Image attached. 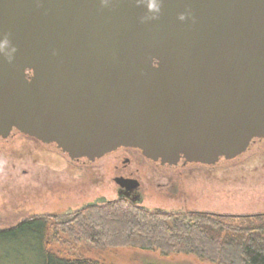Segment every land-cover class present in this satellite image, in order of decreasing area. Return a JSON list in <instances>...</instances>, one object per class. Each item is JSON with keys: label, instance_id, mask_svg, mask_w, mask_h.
I'll return each mask as SVG.
<instances>
[{"label": "water", "instance_id": "1", "mask_svg": "<svg viewBox=\"0 0 264 264\" xmlns=\"http://www.w3.org/2000/svg\"><path fill=\"white\" fill-rule=\"evenodd\" d=\"M186 7L194 21L177 19ZM151 15L146 0H0V139L170 166H214L264 139V0H164L140 23Z\"/></svg>", "mask_w": 264, "mask_h": 264}, {"label": "rangeland", "instance_id": "2", "mask_svg": "<svg viewBox=\"0 0 264 264\" xmlns=\"http://www.w3.org/2000/svg\"><path fill=\"white\" fill-rule=\"evenodd\" d=\"M0 142V230L30 217H58L101 195L114 199L94 187L82 161L71 162L56 146L38 148L17 136ZM184 184L187 195L182 210L234 216L264 214V141L253 144L233 161H220L212 168L194 167ZM155 200L146 202L148 209L181 208L178 203ZM49 251L60 259L97 264H210L183 254L161 257L155 251L99 248L83 241L52 244Z\"/></svg>", "mask_w": 264, "mask_h": 264}, {"label": "trees", "instance_id": "3", "mask_svg": "<svg viewBox=\"0 0 264 264\" xmlns=\"http://www.w3.org/2000/svg\"><path fill=\"white\" fill-rule=\"evenodd\" d=\"M83 241L99 248L183 254L210 264H264V214L224 217L156 214L124 201L91 205L72 220L30 217L0 230V264H97L60 259L52 244Z\"/></svg>", "mask_w": 264, "mask_h": 264}, {"label": "flooded vegetation", "instance_id": "4", "mask_svg": "<svg viewBox=\"0 0 264 264\" xmlns=\"http://www.w3.org/2000/svg\"><path fill=\"white\" fill-rule=\"evenodd\" d=\"M10 135L13 137L17 136L19 139L32 141L38 148L54 146L43 144L33 138L24 136L15 130H13ZM10 135L6 139H0V141L7 142V140L11 138ZM262 141H264V139L254 140L250 146ZM70 161L74 163L82 161L84 164L83 170L87 172L86 175L89 177L90 182L94 184V187H98L99 190L113 195L114 199L107 200L105 196L101 195L100 197L81 205L77 210L65 211L58 215V217L56 215L50 218L42 217L49 222H68L72 220L74 215L87 206L101 205L114 201H124L140 209L156 214L188 216L191 213H206L224 217H235L234 215L182 210L185 209L183 206L186 205L185 201L187 195L184 180L188 181L190 179L191 170L194 167L212 168L215 165L205 166L201 164L186 163L183 160H180L175 166L161 165L160 163L146 159L139 150L126 147L117 148L92 162L86 159ZM221 161L225 160L222 159ZM153 198L158 199L155 200L156 202L160 200V202L164 204L178 203L181 208L166 211L161 207H156L153 210H150L146 206V202L149 200L151 201ZM238 216L240 215H237V217Z\"/></svg>", "mask_w": 264, "mask_h": 264}, {"label": "clouds", "instance_id": "5", "mask_svg": "<svg viewBox=\"0 0 264 264\" xmlns=\"http://www.w3.org/2000/svg\"><path fill=\"white\" fill-rule=\"evenodd\" d=\"M145 2V0H137V3ZM108 0H100V4L102 6L107 5ZM164 6V0H146V8L147 12L151 13V16L148 17H141L139 19L140 23H147L149 21H155L160 18V15L162 14V9ZM177 19L181 22H184L186 19L193 20L194 17L192 16V12L189 8H185V11L179 13L177 15ZM10 44L9 35L4 34L3 39H0V53L4 52V49L7 48ZM17 48L15 46L11 47V53H16ZM15 57L11 54H5L4 60L8 63H12L14 61Z\"/></svg>", "mask_w": 264, "mask_h": 264}]
</instances>
